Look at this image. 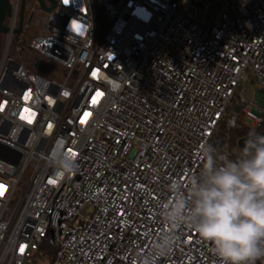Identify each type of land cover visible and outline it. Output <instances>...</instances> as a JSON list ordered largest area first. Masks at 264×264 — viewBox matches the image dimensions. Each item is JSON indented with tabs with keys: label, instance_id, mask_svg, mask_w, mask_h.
<instances>
[{
	"label": "built area",
	"instance_id": "1",
	"mask_svg": "<svg viewBox=\"0 0 264 264\" xmlns=\"http://www.w3.org/2000/svg\"><path fill=\"white\" fill-rule=\"evenodd\" d=\"M192 1L204 14L213 5ZM9 2L0 264H41L45 240L55 248L49 264H143L168 230L169 185L187 187L201 147L236 159L231 131L264 132V0H217L210 25L183 8L186 0H56L27 44L60 66L56 78L8 57L20 0ZM70 20L80 31H69ZM251 77L258 90L248 102ZM61 139L78 167L54 183L47 156ZM173 231L171 253L155 264H220L194 230Z\"/></svg>",
	"mask_w": 264,
	"mask_h": 264
},
{
	"label": "clouds",
	"instance_id": "2",
	"mask_svg": "<svg viewBox=\"0 0 264 264\" xmlns=\"http://www.w3.org/2000/svg\"><path fill=\"white\" fill-rule=\"evenodd\" d=\"M73 20L68 25L72 33ZM200 158L202 166L187 180V187L181 181L170 183L172 198L162 211L168 230L161 233L151 254L143 257V264H155V258L171 253L177 239L173 230L181 225L210 243L220 264L264 260V135L251 132L236 159L218 154L211 144L201 147ZM47 162L54 170V183L78 167L62 139L48 154Z\"/></svg>",
	"mask_w": 264,
	"mask_h": 264
},
{
	"label": "rangeland",
	"instance_id": "3",
	"mask_svg": "<svg viewBox=\"0 0 264 264\" xmlns=\"http://www.w3.org/2000/svg\"><path fill=\"white\" fill-rule=\"evenodd\" d=\"M206 1H209L213 4L206 14L203 13L201 7L195 6V3L192 0H186V4L183 8L192 6V8L187 9L188 13L194 15L199 22H203L205 25H210L220 8L217 0ZM47 18L48 14L41 12L38 9L35 0H26L23 31L17 38H13V40L11 41L10 49L7 55L8 57H11L18 62L24 64L26 62L25 66L29 69L30 67H33L36 70L43 69L46 74L48 73V75H55L54 78H56L58 70L60 68L59 65L49 62L27 51V44L30 38L44 32V26L47 23ZM5 45L6 36L0 35V60L2 58L3 52L5 51ZM257 90L256 80L254 79V77H251L243 91V98L245 99V101L249 102L254 99ZM234 150V154L240 155L241 149ZM41 252L46 256V259H44L41 264H49L53 261L55 248L49 245L46 240L41 247Z\"/></svg>",
	"mask_w": 264,
	"mask_h": 264
},
{
	"label": "water",
	"instance_id": "4",
	"mask_svg": "<svg viewBox=\"0 0 264 264\" xmlns=\"http://www.w3.org/2000/svg\"><path fill=\"white\" fill-rule=\"evenodd\" d=\"M35 2L38 6V9L44 13H50L56 4V0H35ZM25 3L26 0H20L17 27L12 31V34L15 36V38H17L23 31ZM10 13L11 7L9 0H0V35L9 34V29L3 25V21L5 20V18H8L10 16ZM7 42L8 40L6 39L5 48L7 46ZM260 134L264 135V132ZM247 137L248 136L238 139L236 145L239 149H242V147L244 146V141Z\"/></svg>",
	"mask_w": 264,
	"mask_h": 264
},
{
	"label": "trees",
	"instance_id": "5",
	"mask_svg": "<svg viewBox=\"0 0 264 264\" xmlns=\"http://www.w3.org/2000/svg\"><path fill=\"white\" fill-rule=\"evenodd\" d=\"M3 37H4V36H3ZM14 38H15V37H14ZM15 40H16V39H15ZM27 51H28V49H27ZM28 52H30V51H28ZM22 64L24 65V67H25L27 70H29V71L32 72V73H35V74L40 75V76H43V77H49V76H50V75H48V73L46 74V72H45L43 69L36 70V69L33 68V67H30V69H29V68H27V67L25 66L26 62H25V64H24V63H22ZM262 129H264V126H262ZM245 135H246V134H245L244 132L231 131V133H230V143H231V145L234 146L236 140L239 139V138H241V137H244Z\"/></svg>",
	"mask_w": 264,
	"mask_h": 264
},
{
	"label": "snow or ice",
	"instance_id": "6",
	"mask_svg": "<svg viewBox=\"0 0 264 264\" xmlns=\"http://www.w3.org/2000/svg\"><path fill=\"white\" fill-rule=\"evenodd\" d=\"M67 2H68V0H65V3H67ZM73 28L76 31H80V25H78V24H73ZM94 75H95V73H94ZM97 95H102V94L98 93ZM88 115H90V113H86L85 114V118L81 121L82 123H85L86 122V119H87V116ZM29 122H31V121H29ZM50 127H51V125H50ZM73 155H75V154L73 153ZM0 195H3V186H0ZM21 251H23V248H21Z\"/></svg>",
	"mask_w": 264,
	"mask_h": 264
},
{
	"label": "flooded vegetation",
	"instance_id": "7",
	"mask_svg": "<svg viewBox=\"0 0 264 264\" xmlns=\"http://www.w3.org/2000/svg\"><path fill=\"white\" fill-rule=\"evenodd\" d=\"M26 4V3H25ZM37 5V4H36ZM25 11V10H24ZM6 20L7 18H5V20L3 21V25L5 26L6 25ZM18 20V19H17Z\"/></svg>",
	"mask_w": 264,
	"mask_h": 264
}]
</instances>
